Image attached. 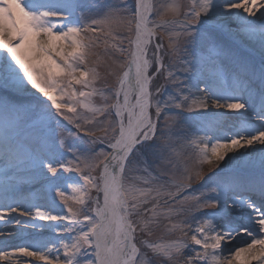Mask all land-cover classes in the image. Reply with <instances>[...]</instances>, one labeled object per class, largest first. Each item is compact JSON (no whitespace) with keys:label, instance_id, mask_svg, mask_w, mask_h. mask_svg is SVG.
Returning <instances> with one entry per match:
<instances>
[{"label":"snow or ice","instance_id":"snow-or-ice-1","mask_svg":"<svg viewBox=\"0 0 264 264\" xmlns=\"http://www.w3.org/2000/svg\"><path fill=\"white\" fill-rule=\"evenodd\" d=\"M0 115L55 194L0 204V261L264 264V0H0Z\"/></svg>","mask_w":264,"mask_h":264},{"label":"bare ground","instance_id":"bare-ground-1","mask_svg":"<svg viewBox=\"0 0 264 264\" xmlns=\"http://www.w3.org/2000/svg\"><path fill=\"white\" fill-rule=\"evenodd\" d=\"M184 1L187 3V0H184ZM217 43H218V45L223 46L226 49H231L233 52H236L239 55H247V53L242 48H240V46L238 44H236L234 41H232L231 38L226 34L221 39H219L217 41ZM209 49L210 48L199 49L198 52H195V57L193 55L191 56L188 54L184 57H186V59H188L189 61H192L193 63H196L197 58H198L201 66H203V68H204V75L203 76L208 77L206 79L209 81V83H212L214 80L215 72L220 67L221 63H223L227 66L228 61L216 60L215 61V67H214L213 61L209 59ZM191 75L193 76L194 74L191 73ZM203 76L201 77L197 74V78L190 81V82L191 83H199V86L201 88H203L205 85L203 83L199 82L200 79H204ZM1 117H3V115H0V149H2V147H3L5 135L6 134L9 135V133L4 131V129H5L4 127L7 126V122L5 123V121L3 119H1ZM195 118H197L201 121V117L199 115H196ZM202 127H203V125H202ZM202 127L199 126L198 129H200ZM218 134H221V133L217 130V126L213 124V125L205 128L204 130L199 131L198 135H208L209 137H212V136L218 135ZM12 137H14V136H12ZM14 139L16 141L17 140L19 141L20 140L19 135L14 137ZM19 151L21 153H23L20 149H19ZM0 157H3L2 153H0ZM25 167L26 166L21 165L20 168L11 169V171H9V173H7V175L3 174L2 176H0V181H2V183L5 182L4 179H10L12 177V176L10 177L9 175H11L12 173H15L18 169H24ZM12 175H14V174H12ZM32 175L33 174L31 171L25 173L26 177H31ZM64 175L68 176V177L72 176L71 174H68V173H64ZM20 183H22V182H20ZM42 187L47 188V183L45 181H43V179H41V180H39V182L37 181L35 184H33V189H31V190H32V192L34 191V193H36V196H37V195L41 194V192L42 193L44 192V189H42ZM38 189H39V192L37 191ZM26 192H27L26 189H18L15 187L14 188L2 187V188H0V203H3L5 201L7 203H11L14 198H16L17 196L24 194ZM51 193L54 194V192H51ZM41 202H43V201H41ZM12 227H15V225H13ZM2 229H4V225L2 223H0V230H2ZM47 235H48V233H45V236H47ZM12 243L16 244V243H19V241L13 240ZM7 250L8 251H15L14 248H8ZM13 263H14V261H12V262L0 261V264H13ZM35 264H44V262L36 261Z\"/></svg>","mask_w":264,"mask_h":264},{"label":"rangeland","instance_id":"rangeland-1","mask_svg":"<svg viewBox=\"0 0 264 264\" xmlns=\"http://www.w3.org/2000/svg\"><path fill=\"white\" fill-rule=\"evenodd\" d=\"M86 2H89V3H105L106 0H86ZM131 3H132V0H129V4H131ZM185 4H186V2H185ZM164 43L167 44V38L166 37L164 39ZM125 46H127V45H125ZM204 48H210V46L207 45V44H203L202 43L200 45L195 46L194 49L192 47H190L189 48V54L188 55H191L190 53L193 50L195 52H198L199 49H204ZM181 55L182 56H186L187 54L182 53ZM167 62H168V59L166 58V63ZM177 75H179L181 77V79H185V80L187 79V77L192 76L191 73H184L182 71L178 72ZM109 82H111V81H109ZM163 82H164L163 81V77H161L155 83L156 84H160V83H163ZM188 115H190L191 119L185 124V128L190 133L199 134V132L197 133L196 130L198 129L199 126L202 127V123H201V121L199 119L195 118L197 114L196 113H192V114H188ZM1 119H3L5 121V123L7 122V126L4 127L5 128L4 131H6L7 133H9V136L16 137L17 135H19L20 140L19 141L17 140V142H18V144L20 146L19 149L22 152H24L26 150V148H27V143H26L27 142V137H28L27 129L26 128L14 129L12 127V124H13V122L15 120V118L13 116H4L3 115V117H1ZM29 171L30 170L27 167H25L24 169L17 170L14 174H16V175L19 174L20 176L21 175H24L25 176V173L26 172H29ZM205 171H207V168H205ZM68 174H71L72 176H75V173H68ZM25 179H27L30 183H32V182H36V181L39 182V180H41L42 178L41 177H38V176H35V175H32L31 177H26ZM42 189H44V192L43 193L41 192V194H40V196H42V197H50V196H54L55 195L53 193H50L47 190L46 187H42Z\"/></svg>","mask_w":264,"mask_h":264}]
</instances>
